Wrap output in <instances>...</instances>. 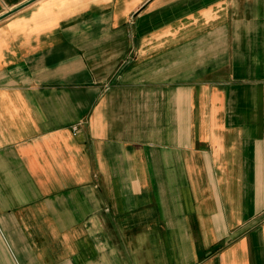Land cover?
Masks as SVG:
<instances>
[{"label":"crops","instance_id":"0c3cea01","mask_svg":"<svg viewBox=\"0 0 264 264\" xmlns=\"http://www.w3.org/2000/svg\"><path fill=\"white\" fill-rule=\"evenodd\" d=\"M0 264H264V0H0Z\"/></svg>","mask_w":264,"mask_h":264},{"label":"water","instance_id":"95a60500","mask_svg":"<svg viewBox=\"0 0 264 264\" xmlns=\"http://www.w3.org/2000/svg\"><path fill=\"white\" fill-rule=\"evenodd\" d=\"M17 9H19V8H16V9H14V10H11V11H9L8 13H6L5 15L10 14V13H12L13 11H16Z\"/></svg>","mask_w":264,"mask_h":264}]
</instances>
